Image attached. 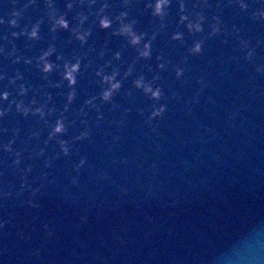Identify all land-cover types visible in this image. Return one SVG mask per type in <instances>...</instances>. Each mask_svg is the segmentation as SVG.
<instances>
[{
	"label": "water",
	"instance_id": "1",
	"mask_svg": "<svg viewBox=\"0 0 264 264\" xmlns=\"http://www.w3.org/2000/svg\"><path fill=\"white\" fill-rule=\"evenodd\" d=\"M3 2L0 0V6ZM64 2L57 0V5L63 9ZM212 3L214 6L216 0ZM141 8L143 0L133 15ZM41 9H29L27 14L35 17ZM213 10L214 7L209 13ZM171 13L175 15L174 5ZM236 13L235 7H224L225 22L242 25L241 34L253 45L257 39H264V24ZM140 19V26L146 27L148 17L143 15ZM174 29L173 22L169 32ZM6 30L7 25L0 26V34ZM42 31L48 34L46 23ZM68 35L58 33L57 40L58 47L66 53L73 47L64 46ZM104 35V31L94 28L89 42L99 45ZM185 37L190 44L192 38L187 32ZM24 42L21 37L17 45L23 47ZM121 43L120 38L113 37L110 47L118 49ZM171 44L176 42L159 37L153 47H164L174 60L180 59L184 46L176 44L172 48ZM40 47L46 44L36 43L32 51ZM237 49L234 38L227 45L219 39L208 40L203 54L189 59L187 79L182 85L174 72L162 73L161 83L166 92L170 84L183 99L167 101L168 111L159 120L156 132L148 126L141 130L143 117L134 110V103L146 106L150 102L138 90L134 91L135 102L118 94L119 103L133 108L120 132L123 139L109 152L108 144L117 133L116 127H109L105 121L101 128L93 129L91 142L80 145V154L87 156L94 169L82 170L80 188L73 187L70 181L74 174L71 163L79 159L74 153L57 160L48 170L49 179L55 177L56 182L48 184L38 195L39 210L21 206L14 197L0 199V218L9 221L0 230V264H264V74L255 71V64L264 63V43L256 48L253 63L232 61L233 55H242ZM130 54L131 50L126 49L124 55L130 58ZM5 66L9 74L20 67L30 82H41L35 69L25 71L27 66L9 65L0 57V70ZM200 75L211 86L201 93L189 116L185 114L184 102L198 89L195 81ZM4 83L7 81L0 82V87ZM85 86L82 80L80 87ZM124 87H130L129 82ZM254 90L260 94L254 95ZM209 95L215 98V104L207 102ZM83 98L81 94L76 106ZM108 107L104 106L108 119H118L119 113L109 114ZM231 112L237 115L229 120ZM90 115L94 119L95 113ZM17 119L21 120L23 139L33 126L34 117L25 119L9 113L0 127H14ZM198 125L211 131L205 133ZM46 132L45 129L41 141ZM10 135L9 132L2 139L7 140ZM25 146L17 141V147ZM24 155L27 157V153ZM113 156L128 157L130 163L112 164ZM3 161L4 154L0 153V172L5 169ZM42 161L43 157L25 160L33 165L30 180L39 176ZM153 162L155 170L151 167ZM101 170L109 173L110 180L95 177ZM0 180H6L9 186L19 185L18 175L10 170ZM101 184L103 188L98 191ZM121 187L127 188V194L120 191ZM71 193H80L78 202H72ZM33 216L39 220L32 239L21 241L17 230L24 228ZM44 223L53 231L47 239L42 229ZM36 248L39 255H32Z\"/></svg>",
	"mask_w": 264,
	"mask_h": 264
},
{
	"label": "clouds",
	"instance_id": "2",
	"mask_svg": "<svg viewBox=\"0 0 264 264\" xmlns=\"http://www.w3.org/2000/svg\"><path fill=\"white\" fill-rule=\"evenodd\" d=\"M140 2L141 0H65L62 9L57 5V0H4L0 6V26L7 25V30L0 34V41H3L0 43V57L8 61L9 65L27 66L25 71L35 69L41 82H30L20 67H15L11 74L8 73L7 66L0 70V82L7 81L0 87V122L9 113L25 119L35 118L33 126L23 139L21 120L17 119L14 127H0V153L4 154L5 165L0 177L10 170L19 178L18 187L9 186L6 180H0V199L14 197L21 206L39 210L41 205L37 200L38 195L48 184L56 182L55 177L49 179L48 170L57 160L71 157L74 153L79 155V159L71 163L74 174L70 175V181L73 187L80 188L82 170L94 169L87 156L80 154V145L84 141L91 142L93 129L101 128L105 121L109 127H116L117 133L113 136L112 143L108 144L109 152L114 144L123 139L120 132L126 126V116L133 108L119 103L116 99L118 94L135 102L134 91L138 90L150 102L146 106L134 103L135 112L143 117L139 128L142 130L148 126L152 132H156L159 120L168 111L167 101L183 99L178 89L172 88L170 84L167 86L169 91L166 92L161 83L162 73L174 72L175 79L182 85L187 79L189 59L202 55L206 42L211 39H219L222 44L227 45L229 39L234 38L238 42L237 50L242 55H233L230 59L237 63L241 59L253 63L257 57L256 48L264 43V39H257L256 45H253L250 39L241 34L242 25H229L222 15L224 7H235L237 15L244 13L250 20L264 24V0H216L214 6L212 0H143V8L133 15ZM173 5L174 16L171 13ZM213 7L215 10L209 13ZM29 9H41V13L33 17L27 14ZM143 15L148 17L146 27L140 26V16ZM173 22L175 29L169 32ZM45 23L48 26L47 35L42 31ZM94 28L105 32L103 42L99 45L89 42ZM61 32L69 34L64 46H73L70 52L66 53L58 47V33ZM185 32L192 38L190 44ZM21 37L25 41L23 47L17 45V40ZM113 37L122 41L118 49L110 47ZM159 37H167L168 42L184 46L181 58L174 60L164 47L154 49L153 44ZM41 42L46 47L33 52L36 43ZM176 44H171V47L175 48ZM126 49L131 50L130 58L124 55ZM224 62L221 61L222 64ZM240 67L243 68V65ZM255 71L264 74V63L255 64ZM148 73L151 74L150 77L146 75ZM82 80L86 82L85 87H80ZM126 81L130 87H124ZM195 82L198 89L184 102L187 109L185 114L189 116L192 106L199 103L201 93L211 86L204 75L196 78ZM81 94L84 98L76 106ZM259 94L254 90V95ZM207 102L215 104L216 101L209 95ZM106 105L109 106V114L119 113L118 119H108L104 112ZM93 112L94 119L90 115ZM236 115V112H231L229 120ZM198 127H202L205 133L211 131L205 125ZM45 129L46 136L41 141ZM9 132L10 137L3 140L2 137ZM199 138L206 143L203 136ZM18 140L26 146L17 147ZM156 147L159 151L160 145ZM40 157H43L40 174L30 180L33 165L25 163V160H37ZM111 162L127 166L130 158L113 156ZM151 167L155 170V162ZM95 177L100 181L110 180L106 170L96 172ZM102 188L103 184L98 191ZM120 191L127 194L125 187H121ZM79 196L80 193L70 194L74 203L78 202ZM38 220V216H33L30 222L25 223L24 228L17 230L21 241H31V233ZM8 223V220L0 218V230ZM42 229L45 239L52 237L53 231L48 223L42 224ZM39 251L36 248L31 254L39 255Z\"/></svg>",
	"mask_w": 264,
	"mask_h": 264
}]
</instances>
